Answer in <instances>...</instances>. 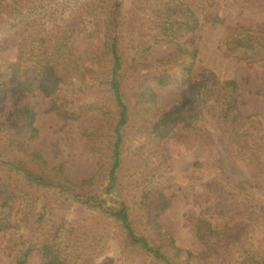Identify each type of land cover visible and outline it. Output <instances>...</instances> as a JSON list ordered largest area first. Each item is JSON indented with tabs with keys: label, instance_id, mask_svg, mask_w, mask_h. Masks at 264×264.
<instances>
[{
	"label": "trees",
	"instance_id": "1",
	"mask_svg": "<svg viewBox=\"0 0 264 264\" xmlns=\"http://www.w3.org/2000/svg\"><path fill=\"white\" fill-rule=\"evenodd\" d=\"M131 6L0 0V206L7 209L0 232L18 247L15 264L32 253L42 264H109L100 255L110 243L111 264H264L262 193L228 174L209 180L218 194L216 221L188 216L200 251L178 246L158 221L170 204L165 143L171 138L194 134L247 159L249 181L264 185V95L261 109L247 114L238 82H219L208 69L194 72L200 19L184 0ZM152 7L164 15L153 20ZM210 20L224 22L218 13ZM22 36L37 40L35 53L12 49ZM156 44L167 55L156 57ZM221 46L264 71V26L236 28ZM171 85L176 98L159 104L158 90ZM28 94H40L64 121L93 116L83 131L96 162L91 175L73 180L62 162L50 164L32 146L39 130L36 111L21 102ZM72 206L84 214L55 216Z\"/></svg>",
	"mask_w": 264,
	"mask_h": 264
},
{
	"label": "rangeland",
	"instance_id": "2",
	"mask_svg": "<svg viewBox=\"0 0 264 264\" xmlns=\"http://www.w3.org/2000/svg\"><path fill=\"white\" fill-rule=\"evenodd\" d=\"M126 9L132 8L133 0H122ZM198 15L200 26L196 31V43L199 49L194 72L203 69L215 73L219 82L235 80L242 88L244 113H253L261 109L264 95V71L255 62L240 60L227 53L222 48L224 39L236 28H252L264 26V0H184ZM152 19L156 20L164 15L160 7H152ZM218 13L224 18L223 23H214L210 19ZM12 47H26L34 53L37 40L20 38ZM79 41L77 32L73 30L71 42L76 45ZM11 44V43H10ZM13 45V44H12ZM11 54V50H8ZM156 57L167 55L165 45H154ZM128 82L124 84V88ZM175 85L161 87L158 90V103L165 105L177 96ZM36 111L35 125L38 136L32 146L38 149L50 164L62 162L66 173L73 180H81L95 171L96 162L88 144L83 137V131L94 121L93 116L79 121L60 119L54 111L49 109L48 102L40 94H28L22 101ZM167 165L172 179L165 189L170 204L163 211L158 221L166 235H172L178 246L198 252L202 248L201 241L196 237L188 223V216L202 215L216 221L214 205L218 194L209 188V180L220 173L228 174L237 180L247 182L257 193H262L264 200V185L254 186L252 167L247 159L226 154L219 149L207 146L196 135L191 134L180 140L171 138L165 143ZM249 181V182H248ZM261 190V191H260ZM85 212L83 207H70L67 210L54 211L58 215L69 217L81 216ZM7 213L5 207L0 206V217ZM113 247L110 243L100 255V260L113 263ZM15 247L9 232H0V264H15ZM25 264H42L41 257L32 253Z\"/></svg>",
	"mask_w": 264,
	"mask_h": 264
}]
</instances>
